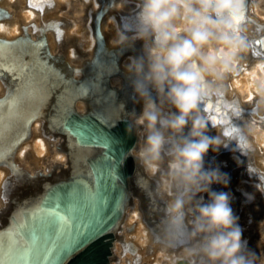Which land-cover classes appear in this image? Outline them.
I'll return each instance as SVG.
<instances>
[{
  "label": "bare ground",
  "instance_id": "6f19581e",
  "mask_svg": "<svg viewBox=\"0 0 264 264\" xmlns=\"http://www.w3.org/2000/svg\"><path fill=\"white\" fill-rule=\"evenodd\" d=\"M82 1L87 3L84 23L68 22L63 29L58 20H63L61 12L69 6L67 0H36L32 4L29 0H0V99L4 97L0 100V264H52L54 243L59 240L47 241L38 226L55 218L59 237L63 230L69 235L71 220L45 207L48 193L70 183L72 187L81 186L85 195L91 196L96 181L94 171L100 167L101 159L121 189L117 204L120 219L106 230V237H111L109 264H130L137 257L142 261L146 253L154 255L156 264H184L178 250L165 249L156 240L159 216L138 186L155 188V181L132 157L134 170L123 185L110 169L112 162L104 157L103 149L80 144L65 126L71 114L94 116L112 127L118 120H129L133 110L137 115L142 111V104L133 102L122 68L127 56L140 53L142 41L136 43L135 52L123 55V49L112 45L120 15L134 12L138 0H109L111 7L102 19L96 14L106 0ZM246 1L243 15L234 23L238 30L245 29L247 48L233 65L241 66L246 73L224 80L220 90L225 100L237 102L244 110L256 107V118L244 114L241 120L251 150L254 146L258 149L249 158L232 150L219 153L223 146L218 152L210 148L207 155L212 156L215 167L230 176L227 187L219 184V192L230 194L233 214L243 210L246 228L242 239L247 241L257 226L264 229L260 223L248 226L251 214L244 195L254 194V200L264 196L263 179L245 166L250 162L264 178V122L255 121L264 116V55L250 42L264 34V8L257 0ZM246 10L254 23L242 25ZM257 43L264 53V41ZM200 110L207 120V114ZM207 135L230 139L222 135L220 126L209 123ZM135 136L137 145L139 137ZM234 176L238 182L230 187ZM203 198L208 200L207 193ZM128 226H133L132 232ZM34 230L37 238L31 233ZM130 252H136V256Z\"/></svg>",
  "mask_w": 264,
  "mask_h": 264
},
{
  "label": "clouds",
  "instance_id": "9594fccd",
  "mask_svg": "<svg viewBox=\"0 0 264 264\" xmlns=\"http://www.w3.org/2000/svg\"><path fill=\"white\" fill-rule=\"evenodd\" d=\"M243 3L138 0L112 40L113 47L123 49L121 55L135 52L142 41L140 53L127 56L122 65L133 102L142 104L139 115L129 113L126 130L139 137L129 155L155 181V188L138 186L159 216L157 242L178 250L186 264H264V257L242 239L230 194L211 190L213 184L227 187L228 175L218 166L206 170L204 165L209 149L218 152L227 141L207 135L200 105L219 92L247 48L245 29L234 23ZM244 195L249 202L255 198Z\"/></svg>",
  "mask_w": 264,
  "mask_h": 264
},
{
  "label": "water",
  "instance_id": "95a60500",
  "mask_svg": "<svg viewBox=\"0 0 264 264\" xmlns=\"http://www.w3.org/2000/svg\"><path fill=\"white\" fill-rule=\"evenodd\" d=\"M128 123L129 120L121 119L114 126L107 127L94 116L71 114L65 126L80 144L102 148L104 157L112 162L110 169L125 185V178L134 170V159L129 155V150L136 141L135 133L130 135L126 130ZM251 171L264 182L259 173ZM94 172L96 181L91 196H86L81 186L72 187L70 183L58 185L48 193L45 207L71 220L69 235L67 230H63L59 237L56 235L59 226L55 218L38 226V231L47 241L50 238L59 240L54 243L56 252L53 253L52 264H109L111 237H106L109 235L106 230L120 219L117 204L121 200V189L107 172V163L103 159ZM31 233L38 237L35 230Z\"/></svg>",
  "mask_w": 264,
  "mask_h": 264
},
{
  "label": "rangeland",
  "instance_id": "374dc122",
  "mask_svg": "<svg viewBox=\"0 0 264 264\" xmlns=\"http://www.w3.org/2000/svg\"><path fill=\"white\" fill-rule=\"evenodd\" d=\"M257 1L259 4V7L261 9L264 8V0H257ZM67 2L69 3V6L61 12V16H62L63 20H58V21L62 22L61 25H63V27H64L63 29L66 28V23H68V22L69 23L70 22H77V23L81 22V24L84 23L85 16H86L85 7H86L87 3H84V1H82V0H67ZM132 4H133V2L129 3L128 5L132 6ZM53 6H54V3L50 7H53ZM235 66L236 67H234L232 69V72L228 73V76H227L228 78L226 77L225 80H229L231 78V76L239 77V76H242L243 74L246 73L241 66L240 67L238 65H235ZM251 110H254V112H255L256 107H252ZM252 116L256 118L255 113H252ZM27 142H28V140H27ZM256 149H258V147L254 146L250 152V155L255 154ZM27 151H30L29 148ZM229 180H230V178H229ZM236 182H238V177L234 176L233 180L230 181L229 186L231 187ZM263 197L264 196H258L254 201H251L248 203V206H249L248 208H249L250 214H251L250 221L248 220V226L252 225V223L257 225L258 223H260L261 221L264 220V198ZM234 214H236V212ZM236 215L239 218L238 224L240 225V227L242 229V235H243L244 229L246 228V226H244V212H243V210H242V212L240 211V213H237ZM247 246L249 249L255 251L257 253V255L261 254V256L264 257V229H263V227L257 226L255 229H253L249 233V236L247 238ZM130 254H132L133 256L134 255L136 256V252L135 253L130 252ZM142 258H143L142 261L146 264H156L153 254L148 256L146 253L143 255ZM142 261H140V259L137 257L130 264H137V263L143 264ZM163 264H165V263H163Z\"/></svg>",
  "mask_w": 264,
  "mask_h": 264
}]
</instances>
